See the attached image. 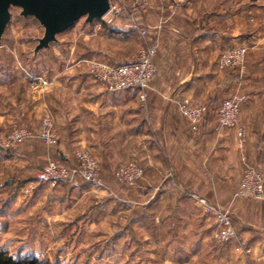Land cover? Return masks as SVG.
<instances>
[{"label": "crops", "instance_id": "crops-1", "mask_svg": "<svg viewBox=\"0 0 264 264\" xmlns=\"http://www.w3.org/2000/svg\"><path fill=\"white\" fill-rule=\"evenodd\" d=\"M134 16L145 24L152 40H158L154 58L157 72L147 90V108L139 105L136 90L117 92L123 96H116L101 86L83 81L77 74L83 59L108 64L132 62L133 56H121L116 52V45L127 46L129 42L125 39L136 35V30L122 24L116 30L108 27L103 33L99 29L93 33L76 24L65 32L66 37L79 33L84 35L83 40L75 36L78 41L74 49L78 56L76 64L71 66L66 61L68 50L64 47L62 77L65 80L67 73H74L68 85L58 84V94L12 96L17 90L16 84L0 82V90L11 94L0 96V137H4L13 122L37 129L43 117L40 110L45 109L54 119L59 141L56 153L38 140L6 149L9 152L0 150L2 174H15L18 182H30L29 174L36 162L43 163L52 157L60 163L74 164V152L79 148H86L95 156L104 180L121 164L135 161L144 170L143 192L154 181H159L155 190L160 191L161 184L170 178L188 193L198 192L214 204L231 207L233 225L250 250L247 262L229 244L219 252L210 251L205 264L218 260L221 264H264V200L233 199L243 155L264 177L263 2L191 0L179 4L176 0H152L150 7L136 9ZM245 45L248 53L244 77L218 70L221 52ZM71 84L76 89L73 96L63 94L67 93L63 90L71 89ZM228 85L231 90L238 88L240 96H247L240 113V125L247 132L243 154L237 150L235 133L221 129L213 113L209 111L199 132L194 133L175 107L176 100L186 97L205 102L208 96L219 93L218 87ZM9 181L5 178V186ZM70 189L66 191V184L58 187L54 196L57 203H54L66 205L67 198L80 191L73 184ZM160 194L169 195V192L163 189ZM180 207V213L187 211ZM193 226L201 232L191 233ZM207 227L206 220L195 222L189 214L186 221L180 222L178 231L192 237L195 243L196 238L200 240L208 234Z\"/></svg>", "mask_w": 264, "mask_h": 264}, {"label": "rangeland", "instance_id": "rangeland-1", "mask_svg": "<svg viewBox=\"0 0 264 264\" xmlns=\"http://www.w3.org/2000/svg\"><path fill=\"white\" fill-rule=\"evenodd\" d=\"M151 1L141 4L136 0H123L126 7L124 13L115 14L112 11L106 16V19L96 21V24L90 25L91 27L89 24L86 25L84 19H81L77 24L84 30H91L89 32L93 33L94 29H99L100 33H103L108 27L115 29L122 24L131 25L136 30V35L125 39L129 42L127 46L116 45V52L125 57L133 56L131 59L134 61L146 48H152L155 51L157 49L158 40L155 38L152 40L150 34L148 35V30L144 27L145 24H141L134 16L136 9L150 7ZM176 1L179 4H184L191 0L183 3ZM245 1L252 2L254 0ZM261 1L264 4V0ZM10 12L11 18L0 44V82L16 84L17 90L12 92V96H46L50 92L58 94L56 89L58 84L66 82L68 85L69 78L74 73L73 71L67 73L68 77L65 80L62 77V64L66 57L64 56V47L66 46L68 50L66 59L68 65L76 64L78 55L74 49L77 40L75 36L83 40L84 35L74 33L72 36L66 37V33H63L58 36L57 43L34 54L38 39L43 36V28L34 18L22 17L19 8H11ZM102 24H106L107 27H103ZM142 31L145 32V35L141 34ZM78 44L80 45V43ZM245 47L248 53V47L246 45ZM246 58L247 54L243 73L236 69H222L217 63L218 70L244 77L246 75ZM93 62L108 64L100 60L83 59L78 65L79 72L77 74L85 79L83 81L101 86L105 90L102 84L88 74V67ZM10 72H12V76ZM2 76H4L3 79ZM73 85H70L71 89L63 90V92H67L63 94L73 96L76 90ZM218 90L219 93L208 96L205 102L189 98L196 103L208 106L209 111L217 117V106L221 102L240 96L237 93L239 89L231 90L229 85L218 87ZM1 92L0 90V96L11 95L7 94L8 92L6 94ZM115 95L123 96L117 93ZM243 97L246 101L247 96ZM177 101L175 107L178 111ZM139 105L147 108L146 104L140 101ZM40 114L43 117L51 116L45 109H41ZM12 124L14 122L10 124L4 137L9 133ZM263 126L264 120L261 123L264 138ZM3 138L0 137V142ZM15 147L8 148V150ZM48 150L53 153L57 152V148ZM237 150L240 151L238 148ZM45 162H36L29 174L30 182H18L15 174H11V176L9 173L6 175L3 172L2 174L0 167V187L2 188L0 191V250L7 251L16 259L34 257L47 264H205L210 251L219 252L229 244L232 245V250L236 247L234 243L223 244L213 239L214 221L195 205L189 197V191L177 186V182L174 180L166 179L161 184L160 191L155 190L159 181H154L145 192L141 190L143 178L134 187L118 183L114 178L115 170L124 164L135 161L121 164L112 171V175L106 180L101 177L103 185L100 187L78 180L73 185H77L83 193L80 194L78 191L77 195L67 198L66 205L62 206L55 204L57 201L54 196L58 188L51 189L45 185H36L34 182L37 171ZM135 163L138 165L137 162ZM244 166V162H241L240 178ZM254 167L262 174L257 166ZM5 178L10 179L11 183L8 186H5ZM29 186H33V190L27 193L25 190ZM70 188L71 184H66V191L67 189L69 191ZM163 189H167L169 195H161L162 193L159 195ZM65 197H67L66 194ZM205 198L210 201L207 197ZM210 202L212 203V201ZM180 206L185 207L187 211H184L183 214L180 213L179 211H182ZM221 207L230 210L233 222L231 207ZM189 214L194 216L195 222L206 220L209 231L202 238L205 243L199 244L202 239L198 238L193 243L192 237L183 236V233L178 231L180 222L186 221ZM190 232L199 233L201 231L194 229L193 226V230ZM178 255L181 256L179 260ZM219 261H215L214 264H221Z\"/></svg>", "mask_w": 264, "mask_h": 264}, {"label": "built area", "instance_id": "built-area-1", "mask_svg": "<svg viewBox=\"0 0 264 264\" xmlns=\"http://www.w3.org/2000/svg\"><path fill=\"white\" fill-rule=\"evenodd\" d=\"M141 4H147L150 0H136ZM187 0H178L183 3ZM121 14L126 11L123 0H110V11ZM106 16L99 20L106 19ZM145 35V32H141ZM247 54L245 46H237L225 50L218 59V65L222 69H232L244 72V62ZM155 49L146 48L132 62L123 64H103L93 62L88 67V74L95 81L103 85L109 93L136 90L139 101L145 104L151 80L157 69L154 63ZM245 97L238 96L225 99L216 110L218 123L221 129L233 130L236 137L237 148L243 154L247 141V132L239 123V115ZM180 115L185 119L189 129L197 133L200 125L209 113V108L196 103L190 98H181L177 101ZM264 128V126H263ZM38 140L48 149H56L59 145L55 131V123L51 116L42 117L37 129H30L19 124H12L9 133L2 139L0 146L12 148L27 141ZM244 169L239 181L235 197L243 200H264V177L254 166L248 164L243 155ZM144 170L135 162L124 164L114 172L115 180L127 187H134L143 178ZM78 180L93 186H102L100 176V164L95 156L86 149L74 152V164H64L47 157L44 165L37 171L34 182L36 185H45L51 189H57L64 184H74ZM33 186L26 188L25 192H31ZM189 197L204 214L211 217L215 224L212 237L223 244L234 243L236 249L247 262L250 252L247 243L241 239L232 222V214L229 209L223 208L208 201L197 193H189Z\"/></svg>", "mask_w": 264, "mask_h": 264}, {"label": "water", "instance_id": "water-1", "mask_svg": "<svg viewBox=\"0 0 264 264\" xmlns=\"http://www.w3.org/2000/svg\"><path fill=\"white\" fill-rule=\"evenodd\" d=\"M11 8H19L22 17L34 18L43 28V36L34 48L36 54L57 43L58 36L72 30L81 19L89 25L103 19L110 11V0H0V44Z\"/></svg>", "mask_w": 264, "mask_h": 264}, {"label": "trees", "instance_id": "trees-1", "mask_svg": "<svg viewBox=\"0 0 264 264\" xmlns=\"http://www.w3.org/2000/svg\"><path fill=\"white\" fill-rule=\"evenodd\" d=\"M95 22L96 21H94L93 23ZM102 25L103 27H107L106 24H102ZM0 264H47V263H44L34 257L33 258L25 257V258L16 259L12 255H10L7 251L0 250Z\"/></svg>", "mask_w": 264, "mask_h": 264}]
</instances>
